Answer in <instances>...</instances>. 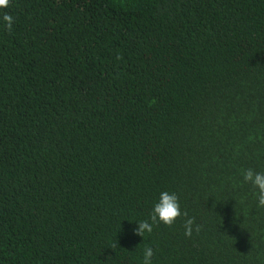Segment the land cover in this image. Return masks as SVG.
<instances>
[{"label":"trees","instance_id":"obj_1","mask_svg":"<svg viewBox=\"0 0 264 264\" xmlns=\"http://www.w3.org/2000/svg\"><path fill=\"white\" fill-rule=\"evenodd\" d=\"M247 169L264 172V0L0 8V264H264ZM165 191L182 215L135 235Z\"/></svg>","mask_w":264,"mask_h":264},{"label":"clouds","instance_id":"obj_2","mask_svg":"<svg viewBox=\"0 0 264 264\" xmlns=\"http://www.w3.org/2000/svg\"><path fill=\"white\" fill-rule=\"evenodd\" d=\"M10 6V0H0V8H7ZM14 17L5 12L2 16L4 26L11 32L14 24ZM245 182H251L254 187L258 188L257 205L260 208H264V172H255L253 169H247L243 172ZM182 215L181 207L179 203V197L175 193H169L167 191L162 192L159 202L155 204L153 213L150 217L152 223L148 220L139 222L138 226L133 230L135 235L143 237L145 233H151L153 231V224L159 220L164 224L171 226L175 223L177 218ZM187 216V213H183ZM195 225V228L193 227ZM185 235L191 237L193 231H200V226L196 224L194 218H189L185 222ZM117 243L112 245L115 248ZM154 251L152 247H146L144 249L143 264H152V257Z\"/></svg>","mask_w":264,"mask_h":264}]
</instances>
